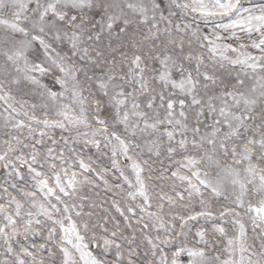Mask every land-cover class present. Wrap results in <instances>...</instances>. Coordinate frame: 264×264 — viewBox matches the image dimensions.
Here are the masks:
<instances>
[{
	"label": "snow or ice",
	"instance_id": "6c2138e0",
	"mask_svg": "<svg viewBox=\"0 0 264 264\" xmlns=\"http://www.w3.org/2000/svg\"><path fill=\"white\" fill-rule=\"evenodd\" d=\"M0 171V264H264V0H0Z\"/></svg>",
	"mask_w": 264,
	"mask_h": 264
},
{
	"label": "rangeland",
	"instance_id": "374dc122",
	"mask_svg": "<svg viewBox=\"0 0 264 264\" xmlns=\"http://www.w3.org/2000/svg\"><path fill=\"white\" fill-rule=\"evenodd\" d=\"M93 151H94V150H93ZM2 180H3V172L0 171V182H2ZM257 243H258V241H257Z\"/></svg>",
	"mask_w": 264,
	"mask_h": 264
}]
</instances>
